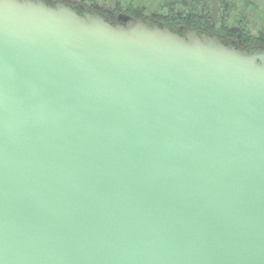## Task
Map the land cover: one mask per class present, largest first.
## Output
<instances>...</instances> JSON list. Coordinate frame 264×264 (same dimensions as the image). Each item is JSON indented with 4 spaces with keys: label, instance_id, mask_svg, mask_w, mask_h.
<instances>
[{
    "label": "water",
    "instance_id": "1",
    "mask_svg": "<svg viewBox=\"0 0 264 264\" xmlns=\"http://www.w3.org/2000/svg\"><path fill=\"white\" fill-rule=\"evenodd\" d=\"M0 0V264H264V50Z\"/></svg>",
    "mask_w": 264,
    "mask_h": 264
},
{
    "label": "trees",
    "instance_id": "2",
    "mask_svg": "<svg viewBox=\"0 0 264 264\" xmlns=\"http://www.w3.org/2000/svg\"><path fill=\"white\" fill-rule=\"evenodd\" d=\"M79 1L74 6L64 4L78 13L89 9L111 25H116L119 17H130L176 34L188 31L198 36L214 37L240 51L248 52L254 47L264 50V34L252 35L245 24L248 15L255 10L253 0H218L220 4L214 11L205 0H152V3L146 0Z\"/></svg>",
    "mask_w": 264,
    "mask_h": 264
},
{
    "label": "rangeland",
    "instance_id": "3",
    "mask_svg": "<svg viewBox=\"0 0 264 264\" xmlns=\"http://www.w3.org/2000/svg\"><path fill=\"white\" fill-rule=\"evenodd\" d=\"M42 1L45 2V0H42ZM46 1L49 3H53V4L68 3L73 6L80 2L79 0H46ZM146 1L152 3V0H146ZM205 1L211 10L216 9L217 6L220 4L218 3V0H205ZM253 2L256 4L255 10L250 15H248V18L245 24L249 26L248 28L250 29V32L252 35H256L259 33L264 34V0H253ZM177 34L182 35L181 33H177Z\"/></svg>",
    "mask_w": 264,
    "mask_h": 264
},
{
    "label": "flooded vegetation",
    "instance_id": "4",
    "mask_svg": "<svg viewBox=\"0 0 264 264\" xmlns=\"http://www.w3.org/2000/svg\"><path fill=\"white\" fill-rule=\"evenodd\" d=\"M118 23H119V22H118ZM118 23H117V24H118Z\"/></svg>",
    "mask_w": 264,
    "mask_h": 264
}]
</instances>
